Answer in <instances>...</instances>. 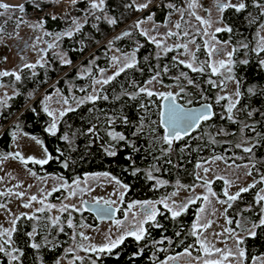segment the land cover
I'll return each mask as SVG.
<instances>
[{
    "label": "trees",
    "instance_id": "obj_1",
    "mask_svg": "<svg viewBox=\"0 0 264 264\" xmlns=\"http://www.w3.org/2000/svg\"><path fill=\"white\" fill-rule=\"evenodd\" d=\"M188 1L153 0L146 11L153 15L155 24H163L182 11L183 19L180 17L177 22L181 25L178 31L186 32L194 27L192 22L186 21L190 17ZM243 2L246 5L243 10L237 12L235 8L228 7L221 13L225 28L231 31L214 34L219 42H227L235 49L232 52V72L238 84L239 99L231 114L233 119L228 118L225 99L219 100L217 97L222 80L209 67L202 35L192 34L191 37L194 45L199 46L196 47L194 60L199 67L203 66V71H192L173 58L176 49L156 58L154 43L133 27L139 14L134 5L128 7L133 0H104L99 10L91 9L89 0H77L64 19L43 20V28L62 34L73 29V20L84 18L79 30L71 31L73 34L70 37H59L60 50L71 63L64 64L55 58L54 53L47 51L43 65L35 66V70H21L20 80L15 83L17 94L0 109V155L9 149L12 133L19 129L39 139L49 155L45 164L26 163L36 175L61 174L64 179L74 181L90 173H108L127 189L118 218L124 217L122 212L133 200L161 197L177 182L192 186L197 182L196 166L214 156L219 155L236 164L251 162L254 173L252 187L240 192L236 200L227 202L226 220L232 221L228 223L230 230L244 235L241 239L243 242L239 244L244 252V264H252L254 258L264 257V226L254 229L255 237L248 235V229L252 228L253 223H259L264 212V205L257 202L264 175V66L260 64L264 60V52H258L256 45L258 30H264V0ZM37 3L40 8L52 4L50 0H25L22 3L24 12H20L18 6L8 11L3 9V14H0V29L3 30L0 39L2 35H8L7 29L16 27L22 15L28 17V10ZM168 4H173L177 10L169 9ZM109 18H114L116 23L110 24ZM126 31L131 35L122 36ZM110 48L118 52H134L133 67L125 68L109 83L102 85L95 100L85 101L73 110H67L57 123L55 135L50 134L46 129L52 117L43 110L39 94L51 93L55 88L69 95L71 85L75 90L91 86L98 71L110 66ZM157 61L160 62L159 66ZM86 66L91 67L89 73L79 78L77 70ZM154 70H159L164 84L180 87L179 95L176 93L174 96L183 107L207 102L213 110L210 118L201 120L198 127L185 137L175 138L171 146L162 139L165 135L164 127L160 124L163 99L156 95L149 97L146 93L131 98L152 77ZM34 96L37 97L29 104ZM142 104L147 106V110L141 107ZM89 129L93 131L89 132ZM109 132L119 133L125 140H115ZM239 133L253 142L251 152L237 147ZM106 149L115 151L116 155H109ZM134 170H138L135 175ZM150 172L152 179L148 178ZM158 180L167 183L162 186ZM211 186L215 195L224 201L222 180H214ZM58 193L56 191L52 197ZM198 207L197 203H191L187 211L175 218L168 211L161 212L155 221L146 225L147 230L140 241L127 236L111 254L90 252L73 264H156L167 253L176 255L195 239L188 230L193 225ZM85 216L84 211L76 214L72 227L68 226L70 216L67 211L63 212L60 225L50 222L47 210L31 216H18L13 241L21 250V257L15 264H55L60 256H64L65 248L72 242L73 233L80 222L88 224L90 220L95 221V218ZM33 228L36 233L29 237L28 233ZM162 240L164 242L161 243ZM33 243L40 247L33 248Z\"/></svg>",
    "mask_w": 264,
    "mask_h": 264
},
{
    "label": "rangeland",
    "instance_id": "obj_2",
    "mask_svg": "<svg viewBox=\"0 0 264 264\" xmlns=\"http://www.w3.org/2000/svg\"><path fill=\"white\" fill-rule=\"evenodd\" d=\"M141 2H143V0H136V3ZM222 2H225V0H195L197 7L194 9H188V1L187 10L189 12L194 11L196 15L211 23V27L202 25L200 21L195 18V16L189 15L190 17H187L186 21L188 23L192 22L194 27L190 31H186L189 33L188 36L184 35L185 32L183 30L181 33H179L178 29L175 27L177 22L181 19L180 17L182 11L181 13L178 12L174 17L172 16L167 22L163 24H155L153 23V20H147V17L150 14H148L146 11L147 9H145L143 11H138L139 14L136 16V21L143 19L145 22L141 24L139 29L140 32L141 30L147 32L148 36L146 37H148V39L149 36H156L157 40H159L163 45V47L158 48L154 43V46L157 49L156 58L164 56L165 53H169L170 51H166V48H171L172 50L176 49L177 53L173 55L174 59L185 61L184 64L192 63L193 66L197 68H199V65L191 55L192 53L196 52L197 46L194 45V43H190L189 41L194 40L191 37L192 34L202 35L204 38V48L206 49L209 65L216 67L217 71L215 73L220 75L222 80V83L219 84L221 85V88L217 91V97L219 100L225 99L224 106L225 110H227L228 104L230 102L235 104L236 101H238L239 96L236 95L238 92V84L233 77L234 74L232 72V66L234 64L232 55L230 65L231 71L228 70V53L232 54L234 48L227 42H219L217 37L214 35L216 27H220L222 29L226 27V24L221 20L222 12L217 10V4ZM228 2L235 4L240 2V0H228ZM0 4L9 6V9L11 7H17L21 5L17 0H3ZM2 10L3 9H0V13ZM10 13H12V11ZM21 19L23 20V23L19 22ZM83 21L84 18H81L79 21L77 20V23L70 31L77 30V24L80 26ZM17 22L18 23L15 28H11L12 30L7 29L8 35L1 36L0 73L8 72L19 75L22 69L29 68L24 67L25 64L35 66L39 64L43 65L47 51L54 53L56 56L55 58H58L61 62V57L67 59L66 54L60 50V41L58 38L60 37L59 33H53L52 31H48L45 28L32 27L33 24L38 22L30 20L26 14L22 15V17L18 19ZM168 31L177 33V35H173L171 37L164 35ZM205 32L209 33V35H205ZM257 33L258 38L256 45L258 46V43L262 38H264L263 28H260ZM206 43L208 47L205 46ZM49 44L54 46L49 48ZM177 44H187L188 51L186 52L183 47L176 48L175 45ZM209 47H215L217 49V52H213L211 57L209 56ZM108 53L110 66L107 69L101 68L98 71L97 78L92 81L91 86L84 88L78 87L77 91L71 85L68 88L69 95H64L62 91H58L55 88L51 90V93L44 94L42 92L44 95L42 93L39 94V100L40 104L43 106V110L45 105H47L49 110L52 111L54 116L57 118L56 123H58L62 117L60 115L61 111L65 113L68 109H72L79 106L80 104H84L85 101L95 100L97 98V94L100 92V87L104 85L102 81L108 77H112L114 73L118 71L119 67L123 63L122 57L125 54H133V65L135 64L134 52H118L115 48H110ZM113 57H116L117 59L113 60ZM219 61H224L225 67H220ZM159 63L160 62H158V66ZM35 68L36 67L30 69L35 70ZM90 68V66L79 68L77 70V75L79 78H83L87 73H89ZM210 69L212 70V67H210ZM151 75L152 77L148 79L146 84L141 88L146 87L156 94L171 93L175 95L178 91H180V87L176 84H164L161 80L162 76L159 70H154ZM154 76H156V79L152 80ZM150 80H152V83H148ZM16 81L15 75L0 76V101H4V103H0V109L7 105L9 99L12 96L17 94L18 89L15 85ZM46 96H50L51 99L45 100ZM36 97L37 96H34L29 104H31ZM88 97H92L93 99H88ZM156 97L162 98L160 95H156ZM65 100L67 101L66 104L64 103ZM79 101L83 102L78 103ZM231 114H233V109ZM52 120L50 124L52 123ZM239 134L240 137L238 138L237 145L239 144L243 148L252 147L253 142L250 139L248 140L244 134ZM37 141L40 142L39 139L33 138L30 135H26L21 130L16 129L12 133L9 149L7 151H2V154L0 155V192L8 193L5 196H0V199H5V201H3V205H5V207H0V232L12 228L13 225L11 224V220L13 217H17L22 214L31 216L38 213V209H43L47 210L51 220L50 222L54 223L56 218L59 217L60 223L63 212L72 211L76 214L80 212L83 207V197L84 199L92 200L93 202L100 201V203H104L106 200L115 202L119 200L120 194L124 193V189H122V187L116 183V179L109 175L108 177H105L103 175L104 173L102 172H100V174L90 173L85 176L78 177L73 182L69 183L65 181L66 179H64L63 175L61 174L49 176L37 175L34 177L32 175L33 169H30V167H28L23 161L27 160L28 162L34 163L32 160H28L29 157L33 158L34 160H44L49 158L44 144L42 142L37 143ZM15 153H19L20 157L13 158ZM216 157L220 158L216 159ZM199 165L200 166H196L195 169V174L197 177V182L195 184L192 186H184L183 184L177 182L173 185V190H171L168 195L164 196V198L159 197L160 199L158 198V201H164L169 206H173L186 203L188 200L193 199L194 197H200V199H196L194 202L198 203L199 206L197 215L201 216V222H204V220H210L212 223L210 227H207L206 229H198V231L200 234V240L204 242L205 247L208 248V250L211 252V255H208L199 243L198 247L202 250V256L198 253L197 249H195L196 246H192L195 251H191V256L186 255L185 252L179 254L178 256L167 253L166 258L163 261L161 260L160 262H156V264H162V262L163 264H204L205 260L219 261L220 264H244V261L242 260L243 257L233 254L228 255L227 259H225L221 253L216 252L215 250L220 249L225 252L231 251L235 253L237 247L235 244L236 237L242 239L244 236L243 234L238 235L236 232H233L229 229V224L226 222L227 211H225V209H227L228 199L224 193L225 190H227L228 195H235L240 193L242 188H250L254 182V178L252 177L254 173L251 171V162L236 164L234 162H228L221 156L217 155L210 158L209 160L201 162ZM205 169H207V171H205ZM216 179H220L223 182L224 189L222 190V193L225 197L224 201H227L226 203L218 202L223 200L217 198L216 195H213L214 188H212L211 185ZM261 179L263 184L262 189H264V175ZM225 180L229 181V184L226 185ZM205 182H207L206 185ZM158 184L161 185L163 182L158 180ZM16 185H19V187H16ZM78 188H84L85 191L80 193ZM9 189H11L10 193L8 192ZM41 189L43 191H41ZM63 189L65 190L61 192ZM209 189L211 190L210 192ZM74 190H76V195L70 196V193ZM56 191L59 193L52 197ZM14 193H24V195L17 197L14 195ZM258 194L264 195V192H261V189H259L257 196ZM32 195H35L37 200L29 201V197ZM204 196H208L207 202L204 201ZM51 197L53 198L54 202L50 203L49 199H51ZM55 198L56 200L58 199L59 202L56 201ZM25 203H30V207H24L23 205ZM260 203L264 205V200H261ZM156 204L157 203H154L155 208ZM160 204L163 208H165L164 203ZM48 205H53L54 207L49 208ZM65 205H74L79 209V211H73L72 207H68L67 210H62ZM201 208H204L205 211L200 212L199 210ZM133 211L138 213L139 219V207L137 206V208L133 209ZM262 216H264V212ZM121 219L122 220H114L113 222L103 221L99 227L96 226L95 228L89 229L83 226L84 224L80 222L77 228H75L72 237V243L76 245H72L73 249L68 247L65 252L66 255L62 258V260L60 259L57 261L56 264H58V262L59 264H73L74 262L85 257L84 255L90 254V252H92L89 250L90 246L99 247L104 245L107 242L106 237H111L113 240L116 239L117 236L121 234V227L127 228L130 226L131 216H129L128 220H125V216ZM116 221H121L123 223L122 225H117ZM196 222L197 216L195 217L193 223ZM190 229L192 231V227ZM225 229H229L230 231H225ZM81 233L83 236L88 237V239H83ZM0 238L5 240L8 239L6 235L0 236ZM160 242L162 243L164 241L162 240ZM238 247L242 249V247ZM170 257L173 259H169ZM197 257H199V259H196ZM75 258L78 259L75 260ZM252 264H258V261L255 259Z\"/></svg>",
    "mask_w": 264,
    "mask_h": 264
},
{
    "label": "snow or ice",
    "instance_id": "obj_3",
    "mask_svg": "<svg viewBox=\"0 0 264 264\" xmlns=\"http://www.w3.org/2000/svg\"><path fill=\"white\" fill-rule=\"evenodd\" d=\"M77 2V0H71V3L74 5ZM153 3V0H143V2L141 3H136V0H133V4L132 5H128V7H132L133 5L135 6L137 11H143L145 9H148L150 7V5ZM104 4V0H90V8L93 10H98V9H102ZM259 6V5H258ZM35 7L39 8L40 5L37 3L35 4ZM167 7L169 9H173L174 11L177 10L175 9V6L173 4H168ZM195 7H197V4L195 3V0H189V4H188V8L189 9H194ZM228 7H232L235 8V10L237 12L243 10L246 5L243 2V0H240V2L232 4L230 2H228V0H225V2L222 3H218L217 4V10L220 12H223V10L225 8ZM0 9H4L5 11L9 10V6L7 5H3L0 4ZM18 10L20 12H24V5L21 4L18 6ZM3 14V13H0ZM189 15L195 16V18L200 21V23L202 25H207L208 27H211V23L207 20H204L202 17L196 15V13L193 12H189ZM262 15H264V13H262ZM53 19H56L55 15L52 17ZM181 18L183 19V13L181 14ZM153 19V15L150 14L147 17L148 21H151ZM20 23H23V20L21 19L19 21ZM108 22L110 24H115L116 20L114 18H109ZM145 21L143 19L137 20L135 22V24L133 25V27L140 29L141 24H143ZM43 21H40L36 24H33L32 27L36 28H43ZM73 23L76 24L77 22L75 20H73ZM79 25L77 24V30H79ZM175 27L177 29H179L181 27L180 23H177L175 25ZM262 27H264V25H262ZM220 31H231L230 28H220V27H216L215 28V32H220ZM3 30L0 29V34H2ZM47 34V33H46ZM73 33L71 31L62 33L60 35H67V36H71ZM141 34L148 36V33L141 30ZM205 35H209V33L205 32ZM131 35L130 32H124L122 33V36H129ZM164 35L171 37L173 35H177V33H174L172 31H168L167 33H165ZM185 36H188L189 33L185 32L184 33ZM59 38V37H58ZM121 37H117V39H119ZM150 41H152L153 43L156 44V46L158 48L163 47V45L161 44V42L159 40H157L156 36H149ZM190 43H194V41H189ZM54 45L49 44L48 47L51 48ZM206 47H208L207 43L205 45ZM244 47H247V45H243ZM176 48H181L183 47L185 49V51H188V47L187 44H177L175 45ZM197 48H199V46H197ZM166 51H171V48H166ZM233 51H235V49H233ZM213 52H217V49L215 47H209V56L211 57V55L213 54ZM258 52H264V38L261 39V41L258 43ZM192 58L195 59V55L194 53L191 54ZM231 53H228L229 56V61H228V70L231 71ZM62 59V63L64 64H70L71 61L64 59L63 57H61ZM116 57H113V60H116ZM123 63L121 64V66L119 67L118 71L116 73H114V75L112 77H108L106 79H104L102 81V83L107 84L110 82L111 79H114L116 75H119L120 72L124 71L125 68L128 67H132L133 66V54H125L122 57ZM179 63H185V61H178ZM242 63H247V61H242ZM260 64L262 66H264V60L260 61ZM219 65L220 67H225V62L224 61H219ZM186 67H189L192 71H203V66L197 68L194 67L192 63H186L185 64ZM24 67H29V68H34L35 65H28L25 64ZM209 67H212V71L213 73H215L217 71L216 67L209 65ZM8 75H15L16 80H20V76L16 75L15 73H8V72H2L0 73V76H8ZM158 75V74H157ZM181 75H184L183 73ZM156 76H154L152 78V80H155ZM176 79H179V77H177ZM152 80L148 81V83H152ZM99 82V81H98ZM189 83L191 84L192 81H189ZM249 91H252V89H250ZM181 92H183V88H181ZM139 93H146L147 96L151 97L153 95H160L162 96V98L166 101H168V103L166 105H164L166 111L161 113L162 116V123L164 125H166V131H165V135L163 136V140L164 142L168 143L169 146H171V143L173 141V139L175 138H179L181 136H183L184 134H187L189 129L194 128L195 126H197V124L199 123V121L201 120H205L210 118L211 116V112L210 111H206V112H200V113H192L189 111H185V109L176 104L175 102V96L171 93L168 94H156L154 93L152 90L145 88H141L139 89V92L136 94H133L131 96L132 99H135L136 95H139ZM176 95H179V93H177ZM237 96H239V92L236 93ZM223 98V97H221ZM51 97L50 96H46L45 100H50ZM88 99H93L92 97H88ZM106 99V97H105ZM83 101H79L78 103H82ZM0 103H4V101H0ZM64 103L66 104L67 101L65 100ZM141 107L145 108V110H147V106L142 104ZM235 107L234 103H229L227 106V111L229 113V119H233L231 113H232V109ZM68 110H73V109H68ZM44 111L48 113L49 116L53 117L52 123L49 125V127L46 129V131H48L50 134L55 135L56 133V128H57V123H56V117L54 116L53 112L49 110V108L47 107V105H45L44 107ZM65 113L63 111H61L60 115L63 116ZM93 131L92 129H89V132ZM109 135L113 137V139L115 140H125V137L119 133H114V132H109ZM135 135V133H134ZM65 140L68 139L67 136L64 137ZM37 143H40L39 141H37ZM237 147H241V145H237ZM108 151L109 155H116V152L111 150V149H106ZM244 152H251L252 148L251 147H244L243 148ZM9 155H13V154H9ZM15 157H20L19 153H15L13 158ZM220 157H216V159H219ZM21 159L23 160V158L21 157ZM28 160H32L34 163H38V164H45L47 163V159L44 160H34L33 158L29 157ZM23 162L27 163V160H24ZM200 165H197V167H199ZM65 167H67V165L65 164ZM136 171L138 170H134L133 171V175H135ZM205 171H207V169H205ZM32 175H35V173H32ZM105 177H108V173H104L103 174ZM148 178L152 179L151 173L148 174ZM76 183V182H74ZM117 184H119V181H116ZM207 184V182H205V185ZM225 184H229V181L225 180ZM254 186V185H253ZM16 187H19V185H16ZM121 187H126L124 185H121ZM252 187V186H250ZM54 190H58V189H54ZM248 189L246 188H242L240 191L241 192H245ZM41 191H43L41 189ZM78 191L80 193H83L85 191L84 188H78ZM211 190L209 189V192ZM8 192H11V189L8 190ZM261 192H264V189H261ZM8 193L5 192H0V196H5ZM225 196H227L228 201H234L238 198L239 193L235 194V195H228L227 190H225ZM14 195H16L17 197L23 196L24 193H14ZM71 195H76V190H74L73 192L70 193ZM213 195H215L213 193ZM121 201L123 200V195L120 196ZM196 199H200L199 196L194 197L193 199L188 200L186 203L180 204V205H173V206H169L166 202L164 201H157V202H152V201H146V202H133V203H129L127 206V209L124 211V216H125V220H128L129 216H131V222H130V226L127 228H123L121 227V234L117 236L116 239H111V237H106L107 242L99 247L96 246H90L89 250L92 252H96V253H112V250L115 249L118 245H120L124 239L127 236H132L135 238L136 241H140L141 239L144 238L146 229L144 228V224L148 223L149 221H155V218L158 214L157 209L154 207V203H164V207L171 213V216L173 218L179 216L187 207L188 204L194 203ZM204 201H208V196H204L203 197ZM37 200V197L35 195H32L29 197V201H35ZM264 200V195H259L258 194V198H257V202ZM221 203H226L227 201H218ZM86 203V202H85ZM115 203L114 201H104V207L100 206V201H96L97 204V213L100 216H111L113 214V212L115 211L112 208V204ZM24 207H30V203H25L23 205ZM137 206L139 207V219H138V213L136 211H133V209H136ZM0 207H5V205L0 204ZM49 208L54 207L53 205H48ZM68 207H72L73 211H79L78 208H76L74 205L69 206V205H65L64 208L62 210H67ZM229 207H231V204H229ZM37 211H43V209H38ZM200 212H204L205 209L201 208L199 210ZM225 211H227V209H225ZM30 219H35V217H29ZM19 219V217H13V219L11 220V224L13 225L12 228L2 231L0 232V236H7L8 239L7 240H3L0 241V252H6L7 255L11 258V260H16L17 257L14 256L12 254V252H7L5 245H11V234L12 232L15 231V224L16 221ZM201 216L197 215V222L193 223L192 225V231H191V235H193L194 237H197V242L200 243V246L202 248H204V251L208 254L211 255V252L208 250L207 247H205V244L203 241H200L199 239V231L198 229H206L207 227L211 226L212 221L210 220H204V222H201ZM59 221V217L56 218L55 222ZM54 222V223H55ZM227 223H232L231 220H227ZM117 225H122L123 222L121 221H116ZM237 225L239 226V222H237ZM68 226L72 227V221L71 219L68 220ZM156 226H159L158 224ZM264 226V216H261L259 223H253L252 228L248 229V235L251 237H255L256 236V232L254 231V229L258 228V227H262ZM62 230V229H61ZM225 231H230L229 229H225ZM36 233V229L33 228V231L31 233H28L29 237H32L34 234ZM179 234V233H178ZM219 235V234H217ZM81 236L83 239H88V237L83 236V234L81 233ZM243 241L241 239H239L238 237H236L235 239V244H236V250L235 253L231 252V251H223L220 249H216V252L221 253V255L224 256L225 259H227L228 255H238L239 257H243L244 256V252L242 249H240L238 246L239 244H241ZM33 248H39L40 245L33 243L31 245ZM189 247H192L191 245H189ZM13 251H17L16 249H13ZM185 254L188 256H191V253L188 252L187 249H185ZM169 259H173V258H169ZM196 259H199V257H197ZM258 261V264H264V257H257L254 258ZM59 264V262H58ZM93 264H95V262H93ZM163 264V262H162ZM204 264H220L219 261H210V260H205Z\"/></svg>",
    "mask_w": 264,
    "mask_h": 264
},
{
    "label": "flooded vegetation",
    "instance_id": "obj_4",
    "mask_svg": "<svg viewBox=\"0 0 264 264\" xmlns=\"http://www.w3.org/2000/svg\"><path fill=\"white\" fill-rule=\"evenodd\" d=\"M239 99V98H238ZM237 102V101H236ZM36 138V137H35ZM48 159V158H47ZM34 164H36V163H34ZM34 173V172H33ZM34 177H36L37 175L35 174V175H33ZM66 182H73V181H68V180H65ZM161 182H163V184H161L162 186L164 185V184H166L167 182H164V181H161ZM157 183V182H156ZM120 186H121V184H119ZM122 189H124V193H126V191H127V189H126V187H122ZM65 189H63V190H61V192H63ZM171 190H173L172 188L170 189V191H168V193L167 194H164L163 196H161V198H164V196H166V195H168L170 192H171ZM124 193H122V194H120V196L121 195H124ZM120 196H119V200H117V201H115V204H113L112 206H115L116 207V211H117V217L116 218H118V210H120V206H122V202H121V199H120ZM158 198L159 197H154V198H151L150 200H147V199H140V200H138V201H135V202H146V201H152V202H157L158 201ZM218 198V197H217ZM56 199V198H55ZM83 200H82V205H83V207H82V209L80 210V212L79 213H83V211H84V213H86V218H95V221H93V220H90L89 221V223L88 224H85L84 223V225L83 226H85L86 228H95L96 226L97 227H99V225L100 224H102V222H98V220H97V218H96V216L95 215H93L92 213H88V212H86L85 211V209H84V203L83 202H88V201H91V202H93L92 200H87V199H84V197L82 198ZM160 199V198H159ZM49 201H50V203L51 202H54L53 200H51V199H49ZM56 201H58L59 202V200L57 199ZM134 201V200H133ZM132 201V202H133ZM228 201V200H227ZM230 201H228V203H229ZM0 204H3V199H0ZM198 204V203H197ZM190 205V204H189ZM189 205H188V207H189ZM188 207L184 210V211H187V209H188ZM156 209H157V211H158V214H157V216H156V218L160 215V213L162 212V213H165L166 211H168L166 208H163L162 206H161V204L160 203H157L156 204ZM197 212H198V209H197ZM70 214H69V216H70V219H71V221L72 220H74V218H75V216L74 215H76V213H73L72 211H70L69 212ZM123 213V215H124V212H122ZM170 213V212H169ZM62 216V215H61ZM196 216H197V214H196ZM195 216V217H196ZM18 217V216H17ZM114 219V220H122L121 218H124V217H121V218H118V219ZM155 218V219H156ZM195 219V218H194ZM62 220V219H61ZM194 221V220H193ZM150 223H152V221H149L148 223H146V224H144V228L147 230V224H150ZM56 224H58V225H60V223H59V221L56 223ZM191 228V227H190ZM190 231H191V229H189L188 230V232L190 233ZM13 234H14V232H12V234H11V245H5V248H6V250H7V252H12V254L14 255V256H16L17 257V259L16 260H11V258L7 255V253L6 252H0V264H15L16 262H19V257H21V250L16 246V244H15V242L13 241ZM194 237V236H193ZM195 239H194V241L193 242H190V244H187L183 249H182V251L181 252H179L178 254H176V256H178L179 254H182L183 252H185V249H187L188 250V252H190L191 253V251L193 250V251H195V249H197V251H198V253L202 256V250L201 249H199V243L197 242V237H194ZM199 239H200V236H199ZM3 240H5V239H3V238H0V241H3ZM72 241V240H71ZM201 241V240H200ZM72 245L73 246H75L76 244H73L72 242L65 248V251H64V256L66 255V249L69 247L70 249H73L72 248ZM189 245H193V246H196V248L194 249V248H192V247H189ZM53 247V246H52ZM13 249H16L17 251H13ZM51 249V248H50ZM53 249V248H52ZM51 249V250H52ZM47 250H48V252H50L49 251V249L47 248ZM197 253V252H196ZM64 256H60L57 260H56V262L57 261H59L60 259L62 260V258L64 257ZM99 256H97L96 258H98ZM166 258V257H165ZM164 258V259H165ZM78 258H75V260H77ZM163 259V260H164ZM188 259H190V258H188ZM188 259H187V261H188ZM162 260V261H163ZM161 261V260H160ZM160 261H158V262H160ZM56 262H55V264H56ZM89 261H87V263H88ZM172 264H175V263H172ZM177 264H179V263H177Z\"/></svg>",
    "mask_w": 264,
    "mask_h": 264
},
{
    "label": "built area",
    "instance_id": "obj_5",
    "mask_svg": "<svg viewBox=\"0 0 264 264\" xmlns=\"http://www.w3.org/2000/svg\"><path fill=\"white\" fill-rule=\"evenodd\" d=\"M3 0H0V3ZM20 4H22L25 0H17ZM29 1V0H27ZM52 4L45 6L43 8H37L35 6L31 7L30 10H28V17L30 20L40 22L44 19L50 18L55 15L56 19L62 20L67 17L70 11L72 10L73 4L71 3V0H50ZM53 19V20H56Z\"/></svg>",
    "mask_w": 264,
    "mask_h": 264
},
{
    "label": "water",
    "instance_id": "obj_6",
    "mask_svg": "<svg viewBox=\"0 0 264 264\" xmlns=\"http://www.w3.org/2000/svg\"><path fill=\"white\" fill-rule=\"evenodd\" d=\"M175 102H176V104L182 106V104L180 102H178L177 99H175ZM167 103H168V101H166L164 99L162 100V103H161V112H165L166 111L164 105H166ZM183 108L185 109V111H189V112H192V113H200V112L210 111L211 114H213L212 107L207 102L200 103L197 106L191 105V106H185ZM160 124L164 127V130L166 131V125H164L162 123V116H160ZM199 124L200 123H198L197 126H195L194 128L189 129V131H188L187 134H189L192 130L196 129ZM187 134H184L183 137H185ZM230 202H232V201H230ZM83 203H84V206H85L84 207L85 211L88 212V213L90 212L93 215H95L96 218H97V220H98V222H102V221H110V222H113L114 219L117 217V215H116L117 214V211H116V207L115 206H112V208L115 211L113 212V214L111 216H100V215H98L97 210H96L97 209L96 202L88 201L86 203L85 202H83ZM100 206L101 207H104L105 205H104V203H100Z\"/></svg>",
    "mask_w": 264,
    "mask_h": 264
}]
</instances>
